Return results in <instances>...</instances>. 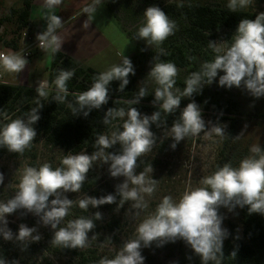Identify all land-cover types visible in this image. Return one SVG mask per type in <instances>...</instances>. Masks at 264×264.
Here are the masks:
<instances>
[{"label":"clouds","instance_id":"obj_1","mask_svg":"<svg viewBox=\"0 0 264 264\" xmlns=\"http://www.w3.org/2000/svg\"><path fill=\"white\" fill-rule=\"evenodd\" d=\"M252 2L228 0L226 6L231 12H236L247 8ZM62 3L63 0H42V7L46 10L43 16L46 29L37 34L36 40L43 52L52 55L60 52L65 42L57 31L64 26L63 18L55 14V9ZM100 3L101 0H93L91 5L83 9L87 14L83 24L85 28L94 19L96 6ZM178 6L182 7L183 4ZM177 30V22L170 19L160 7L154 5L145 9L135 38L144 40L147 46L157 50L147 80L156 85L152 103L159 110L145 115L136 107L127 110L123 107L108 108L103 123L111 124L117 118L123 123L109 134L98 135L93 144L96 150L92 154L81 152L64 155L59 158L60 166L55 168L49 162L39 164L38 167L24 164L15 194L6 201L0 200V236L4 240L19 242L22 251L30 243L40 241L41 235L35 227L21 223L16 234L7 227V216L23 209L39 217L44 226H51L54 230L51 245L60 249L80 250L91 247L98 236L94 234L89 238L88 233L96 227L95 221L103 218L99 211L88 217L68 220L65 226L60 225L71 215L73 207L88 211L89 206L96 208L117 203V196V211L126 202H131L130 208L135 210V216L148 209L146 197H151L157 190L158 180L152 178L151 164L139 173L136 170L139 167L138 160L150 153L157 143L156 134L150 130L152 124L157 128L164 127L163 136L159 139L162 143L163 139L172 138V149L185 138H196L201 134L204 140L219 143L227 138L226 125L209 121L211 126H206L200 106L191 100L194 94L200 93L205 85H211L219 76L220 87L243 88L254 98L264 97V12L257 14L255 19H241L230 42L208 41L207 47L214 53L213 59L202 62L198 71L186 77L183 90L175 87L180 69L171 61L160 60V56L168 55L162 47L164 41ZM121 55V62L94 76L92 85L86 91L71 93L75 96V104L68 102L67 107L73 116L82 113L87 117L93 109L98 110L107 104L113 81H119L118 91H124L129 84L130 74L135 75V69L131 60L123 53ZM27 64L28 60L20 52L0 51V68L6 73L19 74ZM220 72L223 75H219ZM74 75L75 69L58 71L53 81L55 95L51 97L52 100L56 103L67 101L70 95L67 82ZM49 89L47 80L37 82V95L34 98L37 106L25 113L24 117L13 119L7 112H0L3 116V121H0V148L23 155L33 147L37 136L33 125L40 119L42 101L49 99ZM147 95V87L139 86L137 97L125 103L136 105ZM183 98L191 102L180 110L178 118L168 128L166 120H161V114L176 113ZM40 143L42 145L43 140ZM117 144L120 145L118 152L106 151ZM98 162L109 164L111 177H124L123 182L116 185L115 194L100 198L84 194L75 200L69 199L66 193H80L87 173ZM3 180V174L0 173V184ZM245 206L249 214L264 215V148L259 145L250 148V154L239 162L238 167H233L231 163L217 165L214 171L200 179L199 186L185 190L178 201L171 195L162 197L155 210L137 224L135 238L124 241L113 258L104 256L96 264H144L142 248L150 247L153 243L159 247L177 240H183L200 257L201 264H222L223 242L229 232L222 226L224 216L219 209L223 207L231 212ZM105 240L107 244L103 243L101 247L112 243L111 238ZM236 255L234 250L230 257L235 259ZM0 264L9 262L0 257ZM10 264L19 262L13 260Z\"/></svg>","mask_w":264,"mask_h":264},{"label":"rangeland","instance_id":"obj_2","mask_svg":"<svg viewBox=\"0 0 264 264\" xmlns=\"http://www.w3.org/2000/svg\"><path fill=\"white\" fill-rule=\"evenodd\" d=\"M10 5H5L0 1V21L4 20L0 26V48L6 45L12 39H17L20 36L17 28L19 25L18 11L21 9L16 8L14 0H10ZM109 5L113 7L108 11V14L113 18L116 24V37L111 41V45L106 50H101L98 53H92L90 55V61L88 64L98 71L103 72L111 67L113 64H119L122 60V53L128 57L135 69V75L129 76L133 79L136 86H146L149 94L154 96V89L156 85L147 80V75L151 69L154 56L157 54L155 48H151L146 45L144 40H136V32L143 19V13L147 7L158 6L160 7L170 19L175 20L178 25V30L174 35L168 37L164 41L162 47L165 51L169 52L174 49L181 48L186 52L189 63L184 67H178L180 72L176 78L175 87L184 89L186 77L193 71H198L200 65L204 61H210L214 57V53L211 49H204L201 52H194L189 46V43L184 39V21L181 19L178 13V4H214L219 7H227L228 0H109ZM107 10L106 4H104ZM242 11H254L256 13L264 12V4L260 7L256 6L255 0L247 8L239 9ZM114 15V16H112ZM115 18V19H114ZM225 31L221 30L217 33L214 40L216 42L229 41L232 36H224ZM20 43V38H19ZM143 49V51H142ZM7 50V49H6ZM43 54V53H42ZM40 57V56H38ZM189 57L195 59L190 60ZM160 60L168 62L163 56H160ZM32 61V60H31ZM28 61V63H31ZM172 62V61H171ZM48 68L42 67L37 72L33 71L29 76L27 83L21 85L25 87H37L39 80L48 81ZM4 75L5 82L16 83V74L6 73L1 69ZM219 75H223L220 72ZM219 76L211 85H205L202 91L198 94H209L217 97H223L225 99L237 100L239 102V116L237 117V129L234 137L227 148L228 162L232 166L238 167L239 162L250 154V148L253 145H259L264 148V97L259 99L252 97L243 88L232 87L228 89L226 87H220L218 83ZM141 84V85H140ZM20 86V85H19ZM196 95V94H194ZM203 119L206 122V126L211 121L213 124L220 123L226 125V133L230 121L218 118V116H212L211 113L202 114ZM126 119V117H125ZM120 120L115 126L110 127L104 132L109 134L116 126L122 124ZM166 131V129H165ZM164 129L158 130L155 134L157 136V143L153 147L152 151L147 155L142 156L139 160V167L137 173L143 171L148 165H152L153 172L152 178L158 180L157 190L151 197H146L149 202L147 210L140 213L139 216L134 215V211L130 208L131 202H126L122 208L117 211V204L119 197L117 196V203L105 204L99 207L93 208L89 206L88 211L80 209L78 206L71 209V215L65 218V221L60 226H65L68 220L78 218L80 216H91L95 212L99 211L102 214V219L95 221L98 225H106L111 221L113 222L111 233L113 237L103 236L102 240H97L96 256L101 259L104 256L113 258L115 252L119 250L123 242L127 239L135 238V228L137 224L149 213L155 210L156 205L160 202L161 198L166 195H171L177 201L181 194L190 187L199 186V181L203 176L209 175L215 170L217 165H221L220 154L223 147H226L225 140L219 143H212V141L204 140L203 134L196 138H185L175 149H172L170 145L173 143L172 138H165L161 143L160 139L163 136ZM219 139V138H215ZM41 140L33 143V147L30 150H26L23 155L17 153H8L0 158V169L5 176V181L8 186L17 190V185L20 179V171H22L23 165L28 164L30 166L38 167L39 164L49 162L52 167L60 166L59 158L72 154L61 148L50 146L45 144L41 145ZM208 149L205 151V149ZM232 153L236 154V158L232 157ZM120 145L117 144L112 148L106 150L109 152H118ZM87 154L93 152L89 150H83ZM81 153V152H80ZM75 155V154H73ZM232 157V158H231ZM109 164L97 163L87 173L86 182L80 193L69 192L66 193L69 199H77V197H83L84 194L100 198L107 194H115L116 185L123 182L124 177L113 178L108 172ZM54 198V197H52ZM50 198V199H52ZM220 214L224 216L223 227L231 230V225L237 228V233L242 236V216L241 209L237 207L233 211L229 212L226 208L219 210ZM7 227L16 234L21 223L28 227H35L38 233L41 235L39 242L30 243L25 250H21L22 246L19 242L14 240L6 241L0 236V241L4 244H12L14 251L18 253V257L25 261L27 264H67L72 256L67 249H60L54 245H51V240L54 234V230H50L49 226H44L39 217L33 215L32 217L25 214L22 209L17 210L15 213L7 216ZM243 237V236H242ZM106 238H111L112 243L106 247H101V244H107ZM182 240H177L176 247H179ZM173 242H168L162 246H157L153 243L150 247L142 248L141 254L149 264H176L175 262L165 261L166 247ZM95 244H91V247L84 249L92 251L95 249ZM76 250V249H72ZM79 251H83L80 250ZM156 258V262L152 259ZM189 262L200 261V257L197 256L190 248L188 254ZM150 259V260H148Z\"/></svg>","mask_w":264,"mask_h":264},{"label":"trees","instance_id":"obj_3","mask_svg":"<svg viewBox=\"0 0 264 264\" xmlns=\"http://www.w3.org/2000/svg\"><path fill=\"white\" fill-rule=\"evenodd\" d=\"M31 4V0H24L22 8L18 11V34L27 27ZM255 4L260 7L264 4V0H255ZM108 7L111 10L113 9L109 3ZM178 13L185 22L183 27L185 32L184 39L189 43V46L194 49V52L198 53L204 49H209L207 47L208 41L214 40L219 31L224 30V36L226 37L233 36L241 19H255V16L259 14L251 10H237L236 12H231L227 7H219L209 3L183 4L182 7H179ZM3 22L4 20L1 19L0 26ZM208 33L210 34L208 35ZM19 38L20 37L9 41L5 45L6 49L13 52L19 51ZM167 53L168 55H162L163 58L167 61H172L178 67H184L189 63L186 52L181 48L169 52L167 51ZM60 69H75V75L67 82L70 95L67 97L65 103H56L51 99V97L55 95V85L53 81ZM98 74L99 72L92 68L81 66L78 62L62 52H58L55 55L51 54L48 70L50 95L48 100L42 101L43 108L39 112L40 119L33 125L37 131V136L33 143L43 140L47 145L61 148L72 154H79L83 150L93 152L96 150L93 144L97 136L104 134L106 130L115 126L120 121V119L117 118L116 120H112L111 124L106 125L103 123L108 108L118 109L123 107L127 110L129 107H136L141 114L145 115H151L154 111L159 110L158 107H155L152 103L154 96L149 93L136 105H128L125 103V101L136 98L139 91V86H136L133 79L129 78V84L125 87L123 92L118 91L119 81L111 82L109 88V101L100 109H93L87 117H84L82 113L73 116L71 110L67 107L68 102L75 104V96L71 95V93L86 91L92 85L93 77ZM35 89L36 88L33 87L0 84V112H7L13 119L24 117L25 113L37 106L34 103V98L37 95ZM191 100H194L200 106L202 114L211 113L212 116H218L220 119L230 121L227 138L224 142L226 143V147L222 148L220 154V166H222L229 160L227 148H229V144L238 126L237 117L239 116V102L237 100L225 99L209 94H196ZM191 100L183 98L180 109H178L176 113L165 115L162 112L161 120H166V126L168 128H170L173 121L178 118L180 110L191 102ZM0 121H3L2 115H0ZM160 129L162 130L164 127L157 128L155 124H152L150 130L156 133ZM230 152L233 158L237 157L236 154L232 153V149ZM8 153L10 152L6 148H0V158ZM0 173H2L1 169ZM3 177V183L0 184V200L6 201L15 194L16 189L8 186L4 174ZM240 209L243 237L237 233V228L231 225L229 236L223 242L224 258L222 264H264V215L257 213L249 214L247 206ZM23 211L31 217L34 215L25 210ZM95 224L96 227L88 233L89 238L94 234H97L98 240H102L103 236L113 237L111 233L112 221L106 225ZM49 228L53 230L51 226H49ZM92 244L96 246L97 242L93 241ZM99 246L100 245H97L92 251L67 249L72 256L67 264H96V262L99 261L96 256V248ZM234 250L237 253L235 259L230 257L231 252ZM189 253L190 247L187 246L183 240L181 244H179V247H176V243H170L168 247H166L164 260L167 262L171 261V263L175 262L176 264H201V261L189 262L187 258ZM0 257L5 258L9 264L13 260L18 261L19 264H27L18 257V253L14 251L12 244H4L2 241H0ZM152 260L155 262L157 261L156 258ZM144 264L149 263L147 260H144Z\"/></svg>","mask_w":264,"mask_h":264},{"label":"crops","instance_id":"obj_4","mask_svg":"<svg viewBox=\"0 0 264 264\" xmlns=\"http://www.w3.org/2000/svg\"><path fill=\"white\" fill-rule=\"evenodd\" d=\"M0 1L3 3L5 2V5H10L11 3L9 2L10 0ZM23 1L24 0H14L13 3L16 4V8L20 9L22 8ZM31 1L30 15L25 29L30 31L32 37H36L38 33L46 29V21L43 19L46 10L42 7V0ZM108 1L109 0H101V3L96 6L97 11L94 14V19L87 28L83 26L84 22L87 20V14L84 13L83 9L91 5L93 0H63V3L55 9V14L63 18L64 25L63 28L57 30L58 34L61 35L65 41L60 52L72 58L81 66L92 68L99 73L100 71L88 64L90 55L109 48L112 38L114 39L116 37L115 21L110 14H108V11L110 12ZM104 4H106L107 10ZM3 50L6 52L9 51L6 50L5 45L3 46ZM50 61L51 53L43 52L40 57L28 63L21 73L16 74L17 78H15V80H18V82L13 83L9 81L5 83L21 86L27 83L28 76L33 71L37 72L42 67H47L49 69Z\"/></svg>","mask_w":264,"mask_h":264},{"label":"built area","instance_id":"obj_5","mask_svg":"<svg viewBox=\"0 0 264 264\" xmlns=\"http://www.w3.org/2000/svg\"><path fill=\"white\" fill-rule=\"evenodd\" d=\"M38 43L39 42L36 40V37H32L29 30L23 29L20 36L19 52L24 55L28 61L34 60L43 53V50L38 47ZM0 51L5 50L0 49ZM1 69L2 68H0V84H6Z\"/></svg>","mask_w":264,"mask_h":264}]
</instances>
